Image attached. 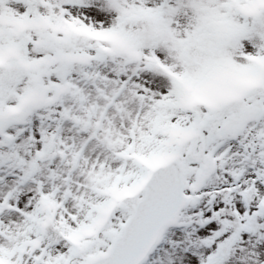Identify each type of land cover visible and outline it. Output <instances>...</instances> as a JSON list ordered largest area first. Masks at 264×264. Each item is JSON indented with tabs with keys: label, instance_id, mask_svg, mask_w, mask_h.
Instances as JSON below:
<instances>
[{
	"label": "snow or ice",
	"instance_id": "snow-or-ice-1",
	"mask_svg": "<svg viewBox=\"0 0 264 264\" xmlns=\"http://www.w3.org/2000/svg\"><path fill=\"white\" fill-rule=\"evenodd\" d=\"M0 264H264V0H0Z\"/></svg>",
	"mask_w": 264,
	"mask_h": 264
}]
</instances>
